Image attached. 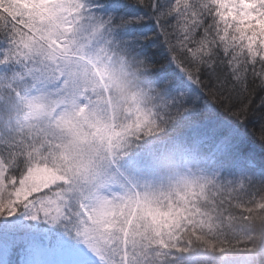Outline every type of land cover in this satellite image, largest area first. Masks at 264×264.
Returning a JSON list of instances; mask_svg holds the SVG:
<instances>
[{"label": "rangeland", "instance_id": "obj_1", "mask_svg": "<svg viewBox=\"0 0 264 264\" xmlns=\"http://www.w3.org/2000/svg\"><path fill=\"white\" fill-rule=\"evenodd\" d=\"M89 1L60 0L68 5L84 4L82 10L75 7L62 9L64 18L71 22L76 29H79L82 35L89 37L88 45L78 52L72 53L73 59L80 65L83 73L77 100L79 107L83 108L84 112L79 113L77 106L73 104L72 97L67 92L58 90L61 87L59 82L38 85L48 95L46 103L40 105L27 103L26 97L37 94L36 90H32L31 93L28 91L34 83L28 72L30 69L41 67L44 58L30 53L22 41L37 35L36 24L38 21L34 17L38 16L42 9H38L36 13L33 12L37 0H0V5L8 3L13 6L10 9L16 7L25 13L29 22L28 20L24 22L30 24L27 26V24L20 23V26L25 29H15L12 36L15 37L16 43L11 42L5 51L9 58L5 56L0 62L1 73L3 68L4 71L6 70L9 60L14 62L11 66L12 74L9 77L10 81L14 82L11 93L14 94V101L19 103L23 109V114L19 118V127L21 131L27 132V135L23 136V143L25 144L27 140L28 144L25 147L23 144V148L18 154L17 151L14 153V159L6 161L5 157L0 156V165L8 169L9 176L18 175L30 166L37 167L40 170L38 175L49 181V196L56 201L57 205H60L57 212L44 218L53 217L54 220L60 222L67 216L72 217V222L73 216L79 219L75 229L69 228L71 231H64V236L62 232L54 234V237L52 236L50 239L51 242L49 241L45 247L38 251L30 253L26 261L28 264H132L134 261H132V257L130 260V252H125L128 246L127 233L132 220L139 216L137 220L143 225L136 231L142 232L153 242L143 252L146 258L141 259L138 263L164 264L163 262L168 261L167 264H184L182 263L184 256L186 255L185 258H187V253H190L186 251L193 249L194 244L197 243V237L193 238V228L207 227L210 221L205 219V215L201 217L202 213H200L197 214L199 215L197 216L198 222L194 223L195 225L190 224L185 230L182 229V225L189 224L187 212H190L183 209V204H188L190 207L193 202L216 199L215 195L221 194L225 190L229 189L230 192H233L234 186H242L244 181L241 177L264 175V163L261 166L242 158L241 155L237 169L233 170L238 178H234L232 176L234 174L230 175V170L226 169L225 172H222V170L224 171L222 164H217V161L210 155L211 152L219 149V145H216V149L211 152L202 155V158L197 161L194 155L185 149V144H182L183 140L187 141L189 137H195V134L167 143L162 142L160 138L172 135L182 128L153 131L156 126L145 121L147 117L142 111L135 116L142 126H131L130 132L133 135L128 139L130 144L127 147L130 152L134 153L148 144L150 139L156 137L160 143L152 145L149 150L162 149L163 153L153 152L150 153L151 156L144 154L120 158L119 156L124 155L119 154V149L114 151L112 147L116 133L112 120L116 113L113 99L110 98L103 82H101V86L103 85L104 90L101 92L98 90L91 71L86 70L87 66L91 65L90 69L95 70L101 79L93 58L99 57L100 47L103 43L95 48L89 45L92 43V38L97 36L101 30L96 22L99 21L98 14L102 13V9L93 12V5L89 6ZM136 2L144 7L149 4L159 6V0H136ZM172 2L174 4L172 10L175 11H172L173 21L180 25L177 28V34L172 32V36L176 40L173 42L174 46L170 44L174 58L183 51L190 53V56L195 53L205 54L198 51L196 47L198 42L205 44L212 42L211 44L215 46H222L223 50V45L228 46V50H225L230 52L229 56L231 57L227 64L232 69L236 68L235 63L240 59L264 58V10L259 8L264 5V0H172ZM94 23L95 27H93ZM162 24L164 23L162 22ZM165 25L167 26L166 22ZM63 27H69V25H63ZM199 29V37H196L197 33L195 32ZM166 32L169 30L166 29ZM206 32L215 40L205 37L203 34ZM200 36L204 37L199 40ZM190 45L196 47L194 51L188 50ZM8 50H11L12 55ZM162 53L165 54L163 58L157 59L156 55H153L155 61L161 63L149 71L150 74H154L153 79L157 78L160 81L159 86L164 85L160 80L161 75H165L169 67L175 69V65L169 64L168 49L164 48ZM11 56H16V58ZM179 57H182V54ZM107 60L113 64V76L110 81L112 82L116 75L119 77L123 75L122 79L125 80V83L120 86H118V82L111 84L120 90L117 93L126 95L129 101H132L136 96L132 91L139 89V85L134 84L138 75L131 74L132 64H118L113 54ZM170 75L171 78L167 84L170 82L176 84L177 76ZM1 79L0 77V81ZM110 87L109 85V89ZM153 89L155 88L153 87ZM138 95L139 99L140 95L144 96L141 92ZM107 109H109L108 112ZM148 112L154 113V110H148ZM39 118L42 121L46 119L44 123L47 125V131L58 133L61 131L59 129H62L61 133L67 138H71L70 133L76 132L75 129H77L82 137L78 147L81 146L82 149L79 152H72L70 154L72 158L68 154L58 161V153L63 151L62 137L60 136L57 141L47 143L51 145V149L55 150L56 156L52 154L54 151H51L50 154L37 152L36 149L39 151L42 149L40 146L36 147L35 143L42 146L44 145L42 142L45 140L41 127H39ZM36 122L38 123L36 124ZM85 125L87 126L85 127ZM159 128L161 127L159 126ZM134 138L141 141L135 143ZM226 145L231 147L230 143H226ZM97 151L98 153H96ZM231 151L225 150L224 156L219 150L220 158L228 157V160L233 162L236 151ZM86 152H95L94 155L99 157L98 162H91V157ZM239 152L246 155L244 149ZM263 156L259 154L257 158L264 160ZM84 160L88 163V170L80 163V161L86 163ZM219 161L222 162V160ZM222 163L224 164V162ZM118 165L121 168L117 167ZM58 176H63L64 179H55ZM72 186H76L75 188L78 190H75L71 195L67 194L71 191L60 188L70 189ZM64 198L68 199V205L64 203ZM77 201L78 208L76 207ZM181 207L182 209H180ZM83 208L86 209L88 216L84 213ZM2 216L0 215V229L11 230L17 225L28 228L27 222L22 219L19 212L12 216L8 214ZM27 220L31 222L30 219ZM175 220L177 222L174 223ZM109 223H115L116 226L109 227ZM173 226L180 228L178 230L177 227L171 229ZM157 229L161 232V239H157ZM35 235L41 237L43 234L38 232ZM161 240L168 247L163 248L158 243ZM136 243L140 245L137 240ZM179 253L182 256L178 257ZM132 255H134V249Z\"/></svg>", "mask_w": 264, "mask_h": 264}, {"label": "trees", "instance_id": "obj_2", "mask_svg": "<svg viewBox=\"0 0 264 264\" xmlns=\"http://www.w3.org/2000/svg\"><path fill=\"white\" fill-rule=\"evenodd\" d=\"M88 3L89 6L93 5V12L102 9V13L98 14V20L101 18L107 20L109 16L119 20L122 16L132 14L148 21L159 16V28L165 34L169 44L175 45L173 42L176 40L172 36V32L177 34V28L180 25L173 21L172 11L174 10L172 9L174 4L172 0H159V11L151 7L150 4L147 7L141 6L136 0H90ZM11 7L13 6L8 5V3L7 5H4V3L0 5V62L5 56L9 58L5 51L11 44L9 37L14 34L15 29L24 30L25 28L23 29L20 26L21 24L30 25L24 22L28 20L25 13L16 7L10 9ZM259 8L264 10V5ZM203 23L206 22L203 21ZM166 29L171 33L166 32ZM151 30L155 31V29ZM195 33H197L195 34L197 37L200 34V29ZM205 34H203L205 37L215 40L208 35V32ZM203 37L200 36L199 40ZM211 43L198 42L196 44L198 51L205 54L195 53L190 56V53H184L185 51H183L179 54H182V57L177 55L175 69L169 67L165 75L162 74L160 77L163 86H159L160 81L157 78L153 79L154 74L149 73L156 65L161 63H157L153 55H156L157 59L163 58L165 55L162 53L165 47L161 41L155 40L146 49L135 52L107 48L104 44L100 47L101 54L98 58H93V61L100 72L101 79L95 73V70L90 69L91 65H88L86 70L91 71L98 90L100 92L104 90L103 85L101 86V82H103L110 98L113 99L116 113L115 118L112 120L116 133L114 134L112 147L114 151L119 149L122 152L124 156H119L120 158L125 157L126 152L123 149H128L127 146L130 144L128 139L133 135L130 132L131 126H142L140 121L135 119V116L142 111L145 113L144 116L147 117L145 121L153 124L152 126H156L153 131L156 129L166 131L170 128H173V130L182 128V130L171 135H175L176 138L195 134V137H189L187 141L183 140L182 144H185V149L193 154L197 161H199L198 157L211 152L216 149V145H219V149L211 152L210 155L217 161V164H222L224 167L222 172H225L226 169L230 170V175L234 174L232 175L234 178H238L233 170L237 169V163L241 155L242 158L262 166L264 160H259L257 155H264V58L240 59L235 63L236 68L232 69L227 64L229 57H231L229 56L230 52H227L228 46L223 45V50L222 46H215ZM196 47L190 45L188 50L194 51ZM111 54L120 65L131 63L133 66L131 74L138 75V79L134 81V84L139 85V89L132 91L136 95L132 101H129L126 95L117 93L120 90H117L111 84L118 82V86H120L125 83V80L122 79L124 78L123 75L121 77L116 75L113 81H110L113 76V64L107 58ZM11 57L16 58V56ZM13 64L14 62L9 60L6 70L4 71L3 68L2 73L0 72L2 78L0 81V156L5 157L6 161L14 159L16 151L17 154L21 151L24 144L23 136L27 135V132L21 131L19 127V118L23 114V109L19 103L14 101V94L11 93L14 82L10 81L9 77L12 74L11 66ZM177 66L182 67L183 71L189 74V79L183 78L184 73L178 72L176 70ZM197 72L200 73L198 76L196 75ZM170 74L177 76L176 84L174 82L167 84L171 78ZM6 78H9V80H6ZM109 85L111 86L110 89ZM140 92L144 96L140 95L139 99L138 93L140 94ZM148 110H154V113H149ZM108 111L109 109H107ZM45 120L42 121L39 118V127H41L45 140L42 142L44 144L42 146L35 143L36 147L40 146V149H42L40 151L36 150L40 154H50L51 151H54L52 154L56 156L55 150L51 149V145L47 143H53L61 136V144L63 145L70 138L61 133L62 129H59L61 131L58 133L47 131ZM75 130L77 132V129ZM34 138L36 137L34 136ZM152 139H156V137ZM152 139L150 140L153 141ZM137 141L140 142L141 140L135 139V143ZM226 143H230L231 147L227 146ZM27 144L28 141L26 140L24 147ZM225 148L232 150L231 152H237H234L233 162L229 161L228 157L225 159L220 158L219 150L224 155V151L227 150ZM80 149H82L81 146L78 147L77 145L72 152H79ZM242 149H244L246 155L239 152ZM62 152L58 153V161H61L63 157ZM86 153L91 157V162H98L99 157L94 155L95 152ZM99 153H102V151H99ZM70 157L72 158L71 155ZM119 157L118 159H120ZM65 160L67 161V159ZM72 160L74 161V159ZM219 160H222L226 166ZM85 162L80 161L88 170V163ZM241 178L244 181L242 186H234L233 192H230L229 189L225 190V192L215 195L216 199H203L200 202H193L190 207H188V204H183V209L190 212H187L189 224L182 225V229L185 230L190 224L197 223V216H199L197 214L200 213H202L200 216L205 215V219L207 218L210 223L207 227L193 228V238L197 237V243L194 244L193 249L186 251L190 253H187V258H185L186 255L184 258L182 257V263L264 264V175H249ZM75 187L72 186L73 191L67 194L71 195L75 190H78ZM60 188L68 190L67 187ZM46 195L51 198L48 191ZM40 199L39 196L34 197L35 204L29 205L27 208L18 205L19 215L27 222L28 228L17 225L16 228L11 230L0 229V264H28L25 262L28 255L45 247L49 241H52L50 239L52 236L54 237V234L62 232L64 236V231L68 232L69 228L72 230L78 225L79 219L75 216H73V222L71 216L65 217L62 222L54 220L53 217L45 219V216L57 212L60 205H47L48 211L45 212L40 208ZM64 203L68 205L67 198H64ZM76 207L78 208V201ZM30 209L36 211V220L30 219ZM4 216L6 214L2 217ZM138 218L139 216L132 220L127 233L128 239H134V247L129 245L127 250V252H130V260L132 257L134 261L133 264H139L138 262L141 259L146 258L143 252L153 242L142 232L136 231L143 225L138 222ZM27 219H30L31 222ZM35 223L37 224L35 225ZM176 227L173 226L171 229ZM179 228L177 227V230ZM38 232L43 235L41 237L36 236L35 233ZM160 233L158 230L156 233L157 239H161ZM136 240L139 241L140 245L136 243ZM184 244L186 243L184 242ZM133 249L134 255H132ZM179 256L182 255L179 253ZM117 258L119 259V255ZM167 262L163 263L167 264Z\"/></svg>", "mask_w": 264, "mask_h": 264}, {"label": "snow or ice", "instance_id": "obj_3", "mask_svg": "<svg viewBox=\"0 0 264 264\" xmlns=\"http://www.w3.org/2000/svg\"><path fill=\"white\" fill-rule=\"evenodd\" d=\"M143 6V5H141ZM65 7H75L82 10L83 3L68 5L60 2V0H37V5L33 9L36 13L38 9H42L38 16L34 18L38 21L36 24L37 35L29 40H23L22 43L30 53L37 57L42 56L44 61L39 68L30 69L28 75L34 83L28 89L29 93L36 90L37 94L26 97L29 105L44 104L48 100V95L38 87L48 82H59L61 92H67L73 99V104L77 106L78 112L83 113L84 109L78 105L77 96L79 94V84L83 75L80 65L73 59L72 53L78 52L81 48L88 45L89 37L80 33L79 29L64 18L62 9ZM159 11L158 5L151 6ZM95 21V18H93ZM100 26V32L92 38L89 45L92 48L103 43L107 48H114L124 52L142 51L146 49L153 41L159 40L162 45L168 49L169 64L175 65L173 50L163 31L159 28L160 19L145 21L142 17L128 14L117 20L113 16H109L107 20L101 18L96 22ZM69 27H63V25ZM95 23L93 27H95ZM115 29V31H113ZM151 29H155L152 31ZM13 44L16 43L15 37H9ZM11 50H8L10 53ZM178 72H183V68L176 67ZM200 73L197 72L198 76ZM184 79H189V74L184 72ZM191 82V81H190ZM71 138L67 143L62 145L63 152L61 155L71 154L75 147L79 144L82 137L79 133L73 131L70 133ZM37 167H27L24 172L9 176L8 169L0 165V215H15L19 212L18 205L26 208L34 204V197L39 196L40 208L45 212L48 211L47 205L56 204L55 200L47 197L49 191V181L40 177ZM55 179L63 180V176L55 177ZM55 186V185H53ZM72 191V189H68ZM7 193V196H5ZM30 219L36 220V211L30 209ZM55 219V218H54ZM95 219V218H93ZM100 223V222H97ZM115 223H109V227H115ZM163 247L168 245L163 241H158Z\"/></svg>", "mask_w": 264, "mask_h": 264}, {"label": "bare ground", "instance_id": "obj_4", "mask_svg": "<svg viewBox=\"0 0 264 264\" xmlns=\"http://www.w3.org/2000/svg\"><path fill=\"white\" fill-rule=\"evenodd\" d=\"M123 151L126 152L125 155H128V156L133 155V153L130 152L129 149H123ZM137 151H138V150H137ZM137 151H136V152H137Z\"/></svg>", "mask_w": 264, "mask_h": 264}]
</instances>
